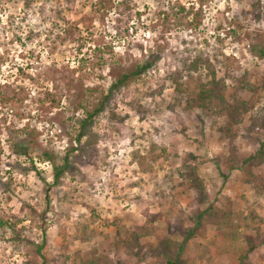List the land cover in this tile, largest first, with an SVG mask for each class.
Here are the masks:
<instances>
[{
  "label": "rangeland",
  "instance_id": "obj_1",
  "mask_svg": "<svg viewBox=\"0 0 264 264\" xmlns=\"http://www.w3.org/2000/svg\"><path fill=\"white\" fill-rule=\"evenodd\" d=\"M198 6L0 0V264H264V161L243 162L264 152V0H203L185 27ZM198 52L230 102L251 87L236 121L173 90ZM113 221L145 236L119 250Z\"/></svg>",
  "mask_w": 264,
  "mask_h": 264
},
{
  "label": "trees",
  "instance_id": "obj_2",
  "mask_svg": "<svg viewBox=\"0 0 264 264\" xmlns=\"http://www.w3.org/2000/svg\"><path fill=\"white\" fill-rule=\"evenodd\" d=\"M203 0H198L199 6L195 11L194 16L191 20H187L183 25L187 28L195 27L200 24L201 21V5ZM28 5V2H26ZM256 4L251 3L250 7L252 10L256 9ZM172 13L174 12L171 10ZM184 9L179 6L178 12H182ZM185 12V11H184ZM177 15V12L173 13ZM187 15L190 14L189 11L186 12ZM66 31V30H63ZM69 33V32H68ZM70 33L68 34V36ZM188 52V51H187ZM261 56L264 55V51H261ZM149 63H145L138 67L136 71H132L130 73H124L121 75V78L117 80L115 84H122L126 82L129 77L133 75H137L139 72L146 70L149 67ZM170 84L172 85L173 90L178 93L182 100H184L185 107L196 108L204 113H209L213 115H224L230 118L231 121H236L235 118L242 111H244V100L238 98V93L240 90L251 89L246 82H240L234 88V92L232 94V101L230 102L226 96L225 92L227 89L226 80L224 77H217L215 72L214 65L209 61L208 57H203L202 53L198 52L194 56H187L181 65V69L176 70L169 74ZM91 115L88 114V117ZM262 127L264 128V123H262ZM234 136H231L230 139H233ZM154 148H151L149 152L151 160L157 159V156L154 154ZM161 152H165L163 148H161ZM20 154L26 155L25 152H20ZM48 157V154H45ZM264 152L261 151V147L258 148L257 151L250 154L246 157L243 162L244 163H253L259 162L260 164L264 161ZM144 157L138 159V165L140 167H144ZM66 161V160H65ZM67 166V162L62 167L53 166V182H57L59 180L60 175L62 174L63 169ZM226 170L231 171L233 169L230 162L224 164ZM190 169L189 177L190 183L194 189H196L200 194L205 192V188L203 185L202 179H200L194 173L193 169ZM222 178L227 179V175L223 174ZM256 178V177H255ZM256 185L264 187V182L260 178H256ZM112 225L116 229V248L119 250L127 249L132 247L139 238L145 236V232L142 228H134L130 229L125 227L123 224H120L117 221H113ZM192 232L184 237V241L189 239ZM91 262H85L83 264H90Z\"/></svg>",
  "mask_w": 264,
  "mask_h": 264
}]
</instances>
